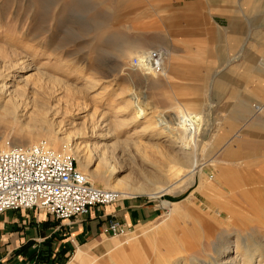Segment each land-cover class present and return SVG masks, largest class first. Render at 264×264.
<instances>
[{"label": "rangeland", "instance_id": "1", "mask_svg": "<svg viewBox=\"0 0 264 264\" xmlns=\"http://www.w3.org/2000/svg\"><path fill=\"white\" fill-rule=\"evenodd\" d=\"M191 15L190 6L171 8L165 0H0V86L8 90L0 105V146L42 144L80 157L86 170L97 174L90 183L104 190L148 191L162 184L160 199L117 192L111 204L137 199L156 209L159 217L142 238L152 239L154 227L155 233L162 229L157 225L168 212L162 200L173 204L180 227L191 228L183 221L184 203L207 206L195 192L199 181L205 193L219 194L200 175L174 179L179 170L188 172L193 153L202 164L199 170L209 168L212 178L224 167L231 173L225 176L241 180L238 202L227 205V192L219 198L225 206L212 211L221 223L211 243L185 255L175 249L177 237L169 255L158 245L151 256L167 264H190L194 258L211 262L222 242L264 243V0L255 1L241 34ZM159 47L167 52L159 75L131 67L134 57ZM188 107L198 108L211 134L183 148L158 137L164 126L150 124L160 123L161 115L173 120ZM138 108L146 109L145 116L137 118ZM120 121L127 125L119 127ZM222 131L232 132L230 141L218 145ZM253 157L257 167L249 163ZM245 167L256 177L240 178ZM232 210L257 221L230 218ZM138 227L109 237L130 241L139 235Z\"/></svg>", "mask_w": 264, "mask_h": 264}, {"label": "crops", "instance_id": "2", "mask_svg": "<svg viewBox=\"0 0 264 264\" xmlns=\"http://www.w3.org/2000/svg\"><path fill=\"white\" fill-rule=\"evenodd\" d=\"M255 1L165 0V5L171 8L181 3L188 5L192 8L190 17L198 14L227 27L229 32L239 30L241 34ZM191 22L195 21L191 19ZM145 203L125 200L92 208L87 215L69 221L56 220L37 209L4 211L0 213V264H148L151 252L146 241L152 242L154 237H142L146 226L159 216L156 209ZM110 221L119 223L123 233L134 232L139 226V235L134 239L140 240L110 238L103 233ZM162 229L158 230L159 235Z\"/></svg>", "mask_w": 264, "mask_h": 264}, {"label": "bare ground", "instance_id": "3", "mask_svg": "<svg viewBox=\"0 0 264 264\" xmlns=\"http://www.w3.org/2000/svg\"><path fill=\"white\" fill-rule=\"evenodd\" d=\"M7 92H8V90L5 86V84H2V86H0V105L4 102L5 98H8ZM145 114H146V109L138 108L137 118L143 117V116H145ZM160 118H161L160 123L158 121L154 120L155 122L150 124V125H156L157 124L156 125L157 127H159L160 125H163L164 130L163 131L160 130L161 133H159L158 137L165 138L166 141L170 142V144H172L173 146H178V147L183 148L186 146V144L189 143V144H191V146L195 147L196 144H198L200 141H202L204 136L210 135L212 132V130L210 128H208L207 126H206V128H204L203 121L201 120L202 117L199 114L198 108H195V107L186 108V113L177 112V115L174 116L173 120L170 119V117H167L164 115H161ZM126 125L127 124L123 123L122 121L119 122V127H125ZM154 130H156V129H154ZM143 132H146V130H144ZM228 133L230 134L232 132H228ZM228 133L224 132V131L220 132L216 137L215 143L219 145V144H222L223 142L228 141L230 139L228 137ZM106 138H107V136H106ZM203 147H204V145H203ZM20 148H23V147H20ZM65 148L68 149L66 146H65ZM8 149H11V148H4V147L0 146V150H8ZM71 151L72 150H70V152ZM67 154H69V153H67ZM75 159L77 160V163H78L77 164L78 170H80V172H82L87 177L88 180L89 179L95 180L97 178L96 173H89L86 170V168H87L86 167L87 166L86 161L82 160L80 157L79 158L77 157ZM246 159L248 160V158H246ZM247 160H244V161H247ZM249 160H250L249 163L253 164L252 167H257L259 165V163L257 161V157H253L252 159H249ZM238 162L235 163V165L238 167L242 166V165L244 167V165H246V162H241V163H238ZM186 165H187L186 168H187L188 172L187 173L185 172L186 174L184 175L183 174L184 172L182 170H179L177 173L174 174V179H177V181L182 180L187 175H189L190 173L193 175H196V176L200 175L201 178L203 180L207 181V183H209V185L212 186L214 188V190L217 191L220 195L217 194V197L215 198L214 195H210L208 193H205V191H203V189H202L201 181H199V185L196 188L195 192L199 193L198 194V200L200 202L205 203L207 206L203 209L201 207V205H199L197 203L194 208L193 207L189 208L188 204L186 202L184 203V206L187 209L184 212L183 217L185 218V220L183 219V221L185 223L186 222L190 223L191 228H187V227H185V225L183 227H180L179 223H178L179 215L177 214V211H174L173 204L168 202V201L162 200L161 206L164 209L168 210V212L165 215V218L163 219V221H161L157 226L163 227V229H162L163 232H161V233H163L164 236L159 238V232L157 231L153 235L154 239L152 242L150 240H149V242L146 241V244L149 247L148 250L150 249V252H151V254L149 256V260H148L150 262L148 264H150V263L151 264H167V263H165V260L162 257H154V259H153L152 256L153 255L155 256V254L157 252L156 251L157 250V248H156L157 243L165 246L166 250L164 251V253H166V255H169L168 251H169L170 247H172V245H173V243L171 242L172 237H177L175 249L178 251V253L180 255H185L187 253L190 254L189 252H191L192 249L194 251L199 250L200 245L204 242L211 243L213 240V237L216 234L217 229L220 227L218 225H219V223H221L216 218V216L214 215L215 213H212V211L215 212V208H221V207L225 206L224 203L222 202V200L219 198L222 195H224L225 193L231 192V194L229 196L230 201H229V203H228V201L226 202L227 205L231 206V204L238 202V195H240L239 192L241 191V189H244V186L240 185V182H241L240 179H238L237 177H228V175L227 176L224 175L226 173H229L228 169L226 171V168H224V167H223V169H221L222 172L219 171V173H218L219 175L218 176L213 175V178H212V176H210V169L209 168H206V169L202 168L201 170H199V168L202 166V164L199 163L197 153H193L192 155H190L189 164H186ZM246 170H247V168L245 167V170L239 171V172H241V174L239 175L240 178H242V176H246V174L249 175V173L252 176H254L251 172L248 173ZM253 170L251 169L252 172H253ZM255 171H257V170H255ZM255 171L253 173H256ZM258 172H261V169H259ZM229 174L231 175V173H229ZM255 177L256 176H254V178ZM256 180L259 182H262L258 178H256ZM150 181H152V180H150ZM160 185H162V184H157L154 186L153 189L148 190V191H143V189H141V188L136 189V190H130L133 192H126L124 190L126 188H122L120 186L119 187L115 186V187H113V188L111 187V188L113 189V192H115V193L118 192V193H120V195L122 194L123 197L145 194V195L149 196L150 198L160 199L162 196H164L163 195L164 189H162V187ZM252 185H253V183H252ZM245 186H247V185H245ZM107 189L108 188H105V190H107ZM262 190H261V193L263 195L262 197H264V191H262ZM215 205H216V207H215ZM228 214H229L230 218H235V219L240 218V219H243L247 223H250V222L253 223L254 221H257V218L252 219V218H248L246 216L242 217L244 213L243 214L236 213V211H234V210H232L231 213L228 212ZM257 214L261 216L263 214V212L260 211V212H257L256 215ZM262 217L260 219H262ZM260 222H261V220H260ZM154 228H155L154 231L157 230V227H154ZM175 230H177V231H175ZM248 238L251 239L250 237H248ZM135 240L137 242L138 240H140V238L139 239L133 238L131 241L134 242ZM143 240L145 241L147 239H143ZM240 240H241V244L239 246L238 245L235 246L234 244L230 245L227 242H222L219 246L220 249L218 251V258L212 259L211 262H206L204 260L194 258V261H192V263H190V264H239V263L240 264H264V243L254 241V240L253 241H247V240L242 239V238ZM231 246H235V248L232 249ZM146 253H148V252H146ZM229 254H231V255H229ZM147 255H149V253ZM222 255H226V256L221 257ZM181 264H183V263H181Z\"/></svg>", "mask_w": 264, "mask_h": 264}, {"label": "built area", "instance_id": "4", "mask_svg": "<svg viewBox=\"0 0 264 264\" xmlns=\"http://www.w3.org/2000/svg\"><path fill=\"white\" fill-rule=\"evenodd\" d=\"M166 58V50L159 47L134 57L130 65L146 75H159ZM118 198L113 191L93 186L70 154L55 153L42 144L0 150V213L37 209L69 221ZM103 233L118 236L123 229L110 221Z\"/></svg>", "mask_w": 264, "mask_h": 264}]
</instances>
